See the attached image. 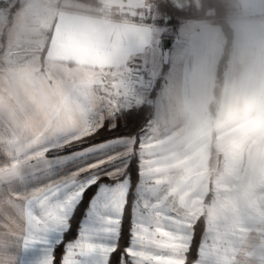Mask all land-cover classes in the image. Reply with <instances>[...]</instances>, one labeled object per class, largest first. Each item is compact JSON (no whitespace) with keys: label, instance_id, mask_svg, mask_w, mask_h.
<instances>
[{"label":"snow or ice","instance_id":"6c2138e0","mask_svg":"<svg viewBox=\"0 0 264 264\" xmlns=\"http://www.w3.org/2000/svg\"><path fill=\"white\" fill-rule=\"evenodd\" d=\"M142 112L0 119V264H264V175L219 205L177 209L121 150Z\"/></svg>","mask_w":264,"mask_h":264},{"label":"crops","instance_id":"0c3cea01","mask_svg":"<svg viewBox=\"0 0 264 264\" xmlns=\"http://www.w3.org/2000/svg\"><path fill=\"white\" fill-rule=\"evenodd\" d=\"M41 1L43 4L27 2L40 8L27 20L30 27L25 34L44 45V75L56 82L54 112L50 109L47 115L44 106H38L36 117L41 125L83 122L91 119L94 111H112L117 98L121 106L151 103V129L157 134L189 133L203 128L211 117L222 119L245 111L252 115L259 108L264 111V0H226L233 44L218 93L217 75L226 36L222 26L211 19H185L173 28L163 10L156 13V25L136 20L146 15L150 0H99V6L80 0L63 4H59L61 0ZM105 10L127 12L132 19L107 17ZM167 36L175 41L165 61L162 39ZM134 66L144 69L149 77L138 93L127 77ZM159 78L160 85L151 95ZM101 91L105 93L101 95ZM228 95H243L247 101L243 107L224 109L221 99ZM43 97L45 105L48 98ZM38 101L42 103L41 97ZM132 144L133 140L128 143L124 139L121 150L133 148L135 142Z\"/></svg>","mask_w":264,"mask_h":264},{"label":"rangeland","instance_id":"374dc122","mask_svg":"<svg viewBox=\"0 0 264 264\" xmlns=\"http://www.w3.org/2000/svg\"><path fill=\"white\" fill-rule=\"evenodd\" d=\"M28 1L0 0V119L40 124L36 117L39 104L47 115L50 109L55 110L56 82L44 75V45L36 37L25 38L30 27L27 20L40 8V5H27ZM67 1L61 0L59 4ZM207 14H214V9H209ZM36 23L31 25L32 29ZM43 95L48 98L45 105ZM39 97L43 104L39 103ZM116 100L117 107H112V111L134 107V102L121 106L120 99ZM151 119L138 135L125 139L128 143L132 140L133 144L139 143L136 153L143 164L144 180L151 184L157 196L166 198L181 211V200L207 209L235 197L237 189L247 185L248 177L264 175V111L260 108L252 115L245 111L222 119L211 117L204 129L197 127L183 134L154 133ZM125 148L133 157L135 145Z\"/></svg>","mask_w":264,"mask_h":264},{"label":"trees","instance_id":"16d2710c","mask_svg":"<svg viewBox=\"0 0 264 264\" xmlns=\"http://www.w3.org/2000/svg\"><path fill=\"white\" fill-rule=\"evenodd\" d=\"M86 3H89L93 6H99V0H80ZM159 5V10H163L166 15L169 16L168 22L172 25L173 28H177L179 24L185 19H211L213 22L218 23L222 26L225 36L226 43L223 52V56L221 58L219 64V72L217 75V93L222 89L223 81L225 77V73L228 66L229 55L231 53V47L233 44V28L227 20V13L229 11L228 5L224 2V0H202L200 5H193L186 9H179L173 6L170 2L164 0H157ZM209 9H214V14L209 15L207 11ZM161 82V78H159L156 82L154 90L151 95L155 94V90L159 87ZM141 106V105H140ZM136 106V107H140ZM142 118L138 121V127L136 128H125L122 131L132 134L131 136L138 135L145 125L149 122L153 115V105L151 103H144ZM139 147V143L136 141L135 143V154L132 157L134 160H138V154L136 153ZM130 219V213H129Z\"/></svg>","mask_w":264,"mask_h":264},{"label":"built area","instance_id":"2783aa9c","mask_svg":"<svg viewBox=\"0 0 264 264\" xmlns=\"http://www.w3.org/2000/svg\"><path fill=\"white\" fill-rule=\"evenodd\" d=\"M164 1L170 2L173 6L179 9H186L190 6L197 5L199 3V0H164ZM158 11H159L158 1L150 0L146 15L140 16L136 20L139 22H146L150 25H156L158 24L159 21L158 17L156 16V13ZM103 14L107 17H116L124 20L132 19L131 14L127 12L116 13L110 10H105L103 11ZM148 80H149L148 74L145 72L144 69L140 68L139 66L133 67L129 82L135 93H138Z\"/></svg>","mask_w":264,"mask_h":264},{"label":"clouds","instance_id":"9594fccd","mask_svg":"<svg viewBox=\"0 0 264 264\" xmlns=\"http://www.w3.org/2000/svg\"><path fill=\"white\" fill-rule=\"evenodd\" d=\"M247 101V98L243 95L238 97H233L231 95L222 97L221 99V107L227 109L229 105H239L243 107Z\"/></svg>","mask_w":264,"mask_h":264},{"label":"water","instance_id":"95a60500","mask_svg":"<svg viewBox=\"0 0 264 264\" xmlns=\"http://www.w3.org/2000/svg\"><path fill=\"white\" fill-rule=\"evenodd\" d=\"M164 39H168L170 41L169 45L166 47L164 46ZM175 41V38L174 37H171V36H167V37H164L162 39V43H163V50H164V55H165V61L168 60V57H169V54H170V48H171V45L174 43Z\"/></svg>","mask_w":264,"mask_h":264}]
</instances>
